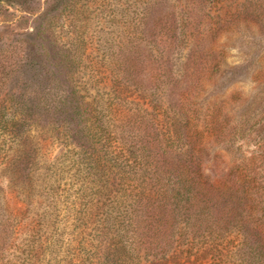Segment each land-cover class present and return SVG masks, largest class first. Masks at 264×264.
<instances>
[{
  "label": "rangeland",
  "instance_id": "1",
  "mask_svg": "<svg viewBox=\"0 0 264 264\" xmlns=\"http://www.w3.org/2000/svg\"><path fill=\"white\" fill-rule=\"evenodd\" d=\"M0 264H264V0H0Z\"/></svg>",
  "mask_w": 264,
  "mask_h": 264
}]
</instances>
